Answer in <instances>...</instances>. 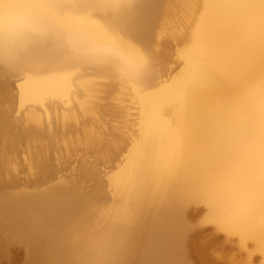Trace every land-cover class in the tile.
<instances>
[{"label": "bare ground", "instance_id": "obj_1", "mask_svg": "<svg viewBox=\"0 0 264 264\" xmlns=\"http://www.w3.org/2000/svg\"><path fill=\"white\" fill-rule=\"evenodd\" d=\"M260 3L0 0V16L29 12L0 28V81L17 114L0 111L12 165L0 171V264H163L181 230L173 202L201 188L185 202L191 264H264ZM167 30L179 44L170 69L171 42L154 50ZM113 103L129 122L110 124ZM73 152L77 167L58 174ZM208 225L221 237L199 231Z\"/></svg>", "mask_w": 264, "mask_h": 264}, {"label": "rangeland", "instance_id": "obj_2", "mask_svg": "<svg viewBox=\"0 0 264 264\" xmlns=\"http://www.w3.org/2000/svg\"><path fill=\"white\" fill-rule=\"evenodd\" d=\"M166 39H168L170 42H171V48H170V55L169 56H163L162 57V62H163V64L166 66V68L167 69H170L171 67H173L175 64H176V61H175V59H174V56H175V54H174V49H176L178 46H179V44H177V42H176V40L175 39H173L172 37H171V35H170V31H165V32H163L162 33V35L160 36V39H159V42H158V46L157 47H155L154 48V50H158V49H161L162 50V48H163V45L161 46V43L164 41V40H166ZM1 75V74H0ZM1 77V76H0ZM7 89V87L4 85V84H2V82L0 81V111H2L1 112V114L3 115V117H2V115H1V118H4L5 117V115H6V113L4 112L5 110H6V108L7 107H10V109L13 111L12 112V115L14 116V115H17L16 114V106H15V103H14V101H13V99H11L10 98V96L9 95H7V93H6V90ZM112 89L113 88H111V87H107V90L108 91H112ZM112 94V92L110 93V95ZM113 95H114V92H113V94H112V96H110L111 98L113 97ZM111 103H112V101H111ZM110 105H111V107L113 108V110L115 111L116 110V108L115 107H117V105H115L114 106V103L113 104H108L107 105V109L109 110V111H107V113L109 112L110 113V116H109V113H108V118H112V119H110V124H113V125H115V126H119V125H123L125 122H129L128 120H126V119H124V118H122V115L123 114H125V113H115V115H118L119 117H115L114 115L113 116H111L112 115V113L111 112H114V111H111L109 108H111L110 107ZM114 106V107H113ZM6 107V108H5ZM115 108V109H114ZM4 110V111H3ZM117 111V110H116ZM115 111V112H116ZM3 113H5V114H3ZM115 118V119H114ZM16 130H18L17 128H16ZM122 130V129H121ZM19 147H17V150H16V152L15 153H13V155H11V156H14L15 157V160H14V164H13V166L15 167L14 169H15V171H16V173L19 175V177H20V180H23V178L27 175L26 173H27V171H26V165H25V162H23L24 160V157H25V153H22L20 150L21 149H23V143L22 142H19ZM19 148V149H18ZM24 155V157L22 158V156ZM76 154L77 155H80L81 154V152H76ZM76 154H75V152H73V153H71V155L69 156V160H70V157L73 159L72 161H70V164H67V167H66V169L67 170H65L64 172L62 171V172H60V173H58V174H62L63 176H64V174L65 173H68L67 171H70L71 169H73V167L75 168V167H77V164H78V162H77V160H75L74 161V157L76 156ZM7 156H8V154H6ZM88 155V156H87ZM86 156H84V158H86V160H88V161H90V160H94L95 159V154L93 155V154H87ZM91 155V156H90ZM72 156H74V157H72ZM91 158H90V157ZM4 159V158H3ZM1 157H0V163L1 164H3V165H1L0 164V171L1 172H7L6 171V169H8V168H10L9 166L11 165H9L8 163H6V161L5 160H3ZM76 164H75V163ZM74 165V166H71V168H70V165ZM12 166V165H11ZM3 167H4V170H1V169H3ZM8 167V168H7ZM25 167V168H24ZM100 168H103L104 166H99ZM70 168V169H69ZM25 171V172H24ZM1 172H0V174H1ZM24 172V173H23ZM4 173V174H5ZM3 174V175H4ZM25 174V175H24ZM24 175V176H23ZM70 177H71V175H69ZM197 231H198V229H197ZM199 231L200 232H203V234H204V236L206 235H209V233L210 232H213L212 233V237H214L215 235V238H220L221 237V235L219 234V233H216L215 235H214V231H212L211 230V228H210V226L208 225V226H204V227H202V228H199ZM204 231H205V233H204ZM207 232V233H206ZM219 234V235H218ZM214 235V236H213ZM209 237H211L210 235H209ZM14 250H19V249H14ZM13 250V251H14ZM17 251H14L15 253H17ZM3 264H6V263H3Z\"/></svg>", "mask_w": 264, "mask_h": 264}, {"label": "snow or ice", "instance_id": "obj_3", "mask_svg": "<svg viewBox=\"0 0 264 264\" xmlns=\"http://www.w3.org/2000/svg\"><path fill=\"white\" fill-rule=\"evenodd\" d=\"M254 7H259L262 15V22H264V0H261L259 5H253ZM214 79V75L208 77L206 81L207 87L211 86V83ZM183 149H180V156L182 159ZM179 162L177 163V171L179 172ZM206 194V189L201 188L197 193L187 192L184 196L180 197L178 200L173 202V211L176 214L177 220L181 225V230L178 232L175 247H176V256L170 261H165L163 264H191V261L186 255L187 239L192 231L195 230V225H192L190 222V203L186 206L185 202L190 201L193 195H204ZM143 199V192L140 187H135L132 190L130 195V201L132 209L134 210L136 205Z\"/></svg>", "mask_w": 264, "mask_h": 264}, {"label": "clouds", "instance_id": "obj_4", "mask_svg": "<svg viewBox=\"0 0 264 264\" xmlns=\"http://www.w3.org/2000/svg\"><path fill=\"white\" fill-rule=\"evenodd\" d=\"M29 12L26 6H21L19 9L7 14L6 16H0V28L13 31L28 22Z\"/></svg>", "mask_w": 264, "mask_h": 264}]
</instances>
